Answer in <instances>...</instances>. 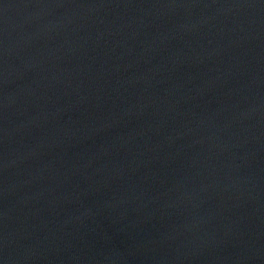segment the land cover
I'll return each instance as SVG.
<instances>
[{
    "label": "water",
    "instance_id": "95a60500",
    "mask_svg": "<svg viewBox=\"0 0 264 264\" xmlns=\"http://www.w3.org/2000/svg\"><path fill=\"white\" fill-rule=\"evenodd\" d=\"M0 264H264V0H0Z\"/></svg>",
    "mask_w": 264,
    "mask_h": 264
}]
</instances>
